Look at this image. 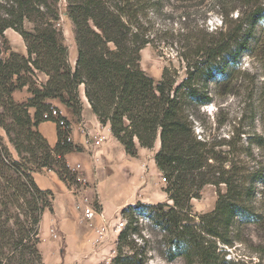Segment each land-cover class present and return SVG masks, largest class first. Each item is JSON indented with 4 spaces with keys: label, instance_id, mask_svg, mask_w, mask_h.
<instances>
[{
    "label": "trees",
    "instance_id": "1",
    "mask_svg": "<svg viewBox=\"0 0 264 264\" xmlns=\"http://www.w3.org/2000/svg\"><path fill=\"white\" fill-rule=\"evenodd\" d=\"M62 1L0 0V127L9 143L0 134V264H44L40 228L44 213L54 212L55 194L42 189L34 173L48 169L65 183L78 184L66 155L80 148L67 140L72 128L66 117L60 115L67 122L62 127L57 118L43 116L57 108L51 102L55 99L79 116L81 85L99 123L110 126L128 155L136 157L138 146L152 149L160 139L154 159L167 181L163 191L172 201L125 207L121 215L126 225L107 264L146 263V251L135 239L141 218L163 234L168 260L221 264L216 239L230 244L226 234L235 223L261 222L263 215L253 201L254 181L226 177L216 145L197 138L192 119L212 101L210 80L226 74L230 63L249 48L241 27L216 33L199 29L205 35L196 34L193 55L184 53L187 76L176 83L175 73L164 67L156 81L141 67V50L149 42L143 17L153 0H65L64 14L72 22L77 47L74 67L59 26ZM221 10L225 23L229 10ZM256 13L250 16L252 27ZM8 28L21 34L27 54L9 48L8 57L3 56ZM38 73L47 75L45 83L39 84ZM26 86L31 96L19 103L14 93ZM45 121L57 123L54 147L37 129ZM210 184L219 195L214 210L194 213L192 200Z\"/></svg>",
    "mask_w": 264,
    "mask_h": 264
},
{
    "label": "rangeland",
    "instance_id": "2",
    "mask_svg": "<svg viewBox=\"0 0 264 264\" xmlns=\"http://www.w3.org/2000/svg\"><path fill=\"white\" fill-rule=\"evenodd\" d=\"M223 6L226 11L229 10L225 23H222ZM65 7L64 0L60 6L62 15L59 26L63 30L64 43L69 47L70 63L74 67L77 47L72 22L64 14ZM255 12L258 13L252 27L250 16ZM143 20L148 29L149 42L141 50V67L156 81L161 79L164 67H169L175 73L176 83L187 76L184 53L188 57L193 55L196 34L204 36L206 32L216 33L241 27V38L249 41V48L239 54L236 63H230L226 74H218L210 80L212 101L197 109L192 122L198 139L216 145L215 150L226 177L234 174L246 178L248 183L254 181L253 201L256 212L263 215L261 222L242 220L235 223L226 234L230 244L216 239L219 258L224 259L221 264H264V0H153ZM25 25L32 28L30 22L26 21ZM9 29L18 39L16 43L13 42L7 35L10 30L5 31L6 39L1 44L5 58L9 55V48L23 54L25 43L19 32ZM199 29H205V33ZM37 78L40 79L39 76ZM19 97L23 99V90L14 96L21 103ZM82 104L81 114L74 119L75 129L84 122L83 101ZM39 126L37 129L41 134L47 133V130H40ZM5 133L0 127V134L7 141ZM43 136L47 139L45 134ZM112 138H115L113 134ZM112 138H107L105 142H110ZM76 140L73 141L80 151L90 152L91 155L105 144L94 145L86 139ZM159 143L160 139L152 149L138 146L137 156L129 155L130 162L127 163L122 161L124 154L121 155L118 148L112 149L111 154L116 158L113 163H117L118 168L113 163L108 169L102 167V177L96 176L89 180L86 174L72 168L77 174L78 184L59 180V187L53 192L59 196L63 214L46 211V221L40 228L44 264H107L114 254L112 249L116 248L118 235L115 229L126 225L121 215L125 207L139 201L172 203L167 194L164 199L159 196L167 183L162 172L152 163L160 148ZM9 147L14 151L11 145ZM210 162L218 165L215 159ZM48 171L43 169L40 172ZM98 185L102 196L97 194ZM220 188L222 192L226 191L224 184ZM218 196L215 185H206L201 197L192 200L194 213L213 211ZM80 204L91 206L98 212L97 216L87 218L83 209L79 208ZM107 205L111 209L109 215L104 211ZM139 226L140 231L135 239L138 246L146 251L145 264H186L182 257L167 259L163 234L148 219L141 218ZM90 255L97 260H88Z\"/></svg>",
    "mask_w": 264,
    "mask_h": 264
},
{
    "label": "crops",
    "instance_id": "3",
    "mask_svg": "<svg viewBox=\"0 0 264 264\" xmlns=\"http://www.w3.org/2000/svg\"><path fill=\"white\" fill-rule=\"evenodd\" d=\"M23 54H27L26 53V45L23 42ZM76 61V60H75ZM39 76V84L45 83L48 79L47 75H45L44 73H38ZM23 90V99L20 98V102H26L28 100V98L31 96V93L28 89V87H24L21 90H17L14 93V96H16V94L18 92H21ZM80 94H81V99L84 102V108H85V113L83 114L84 117V122L81 123V127L76 128L75 129V123H74V119L76 118V116L74 115L73 111L71 109H69L68 107H66L64 104H62L59 100L55 99L52 100L51 102L53 104H55L59 111L61 112V114L66 117L70 122H71V126H72V139L77 142L76 138H78L79 140H85V136L83 133H81V128L85 127L90 131H101L104 133V135L106 136V139H110V137L112 138V133L110 131V126H102L98 119L97 116L92 112L91 109V105L85 95V87L84 85L80 86ZM19 95H17L18 97ZM30 113L32 115H34L35 113V109L34 108H30L29 109ZM40 130H47V133H43L45 134V136L48 139L49 144L54 147L56 145V143L58 142V133H57V123L53 122V121H45L43 123L40 124L39 126ZM78 132V133H77ZM73 141V142H74ZM107 143V144H106ZM76 144V143H75ZM86 150H89L87 146L84 147ZM118 148L120 150L121 155H123L122 157V161L124 163L130 162L128 161V157L129 155L126 153L124 146L116 140V138H112L110 140V142H105L104 146L100 149H97L95 151H93V155H91L90 152L87 151H73L70 152L66 155V159L68 162V165L75 169V170H79L80 173L82 174H86L85 176L89 178H95L96 176L98 177H102V173L100 171V169L102 167H104V169H108L109 165L113 162H115L116 158H114V155H112L111 153H113L112 149H116ZM155 159H152V163L153 166L157 168ZM103 164V166H102ZM105 164V166H104ZM113 166L118 168V164H114ZM120 166V165H119ZM96 172V174H95ZM34 177L35 180L37 182V184L42 188V189H51L53 191L56 192L57 187H59V180H61L58 176V174L55 171L49 170L47 173H43V172H36L34 173ZM98 177V178H99ZM99 188H101L98 185V190H97V194H100L101 196L103 195L101 189L99 190ZM164 194V195H163ZM166 195V192H161L159 193V196L164 199ZM61 205L59 204V196L56 194L55 195V200H54V212L56 214H63V210H61ZM107 215L111 214V209H109V206L107 205L105 207V210ZM46 214L47 212L44 213L43 218H42V222H41V228H43V224L46 221ZM42 232V231H41ZM112 251H114V248L112 249ZM104 255V254H103ZM91 256V255H90ZM89 256V257H90ZM93 257L95 256H91L90 258H88V260L90 261H96L97 259H94ZM108 262V260H107Z\"/></svg>",
    "mask_w": 264,
    "mask_h": 264
},
{
    "label": "built area",
    "instance_id": "4",
    "mask_svg": "<svg viewBox=\"0 0 264 264\" xmlns=\"http://www.w3.org/2000/svg\"><path fill=\"white\" fill-rule=\"evenodd\" d=\"M60 115L61 112L59 111V109L57 108H52V110L50 112H47L44 114V118L45 119H49L50 117H54V118H57L59 120V124L62 126V127H66L67 125V122L66 120L64 119H61L60 118ZM63 116V115H62ZM72 128V126H71ZM81 133L84 134L85 136V139L86 141H92V143L94 145H100L102 143L105 142L106 140V136L104 135L103 132L101 131H90L88 130L87 128L83 127L81 128ZM68 141H73L72 139V136H71V133L68 135V138H67ZM79 208H82L83 209V212H84V215L89 218V219H93L97 216L98 212H96L91 206H83V205H78ZM121 227V226H120ZM123 227H121L120 229H122ZM97 230L100 232L101 229L98 227ZM108 263V262H107Z\"/></svg>",
    "mask_w": 264,
    "mask_h": 264
},
{
    "label": "bare ground",
    "instance_id": "5",
    "mask_svg": "<svg viewBox=\"0 0 264 264\" xmlns=\"http://www.w3.org/2000/svg\"><path fill=\"white\" fill-rule=\"evenodd\" d=\"M7 30H10V31L7 32ZM7 30H6V32L8 33V34H7L8 37H9L13 42L16 43V42H17V39H18V38H17V35H16L14 32H12V30L9 29V28H8ZM10 39H9V40H10ZM17 46H18V48H21V46H19V44H17ZM159 145H160V143H159ZM154 163H155V162H154ZM163 195H164V194H163ZM161 197H162V196H161ZM116 228H117V227H116ZM120 228H121V227L115 229V233H116L117 235H118V233H119L120 230H121Z\"/></svg>",
    "mask_w": 264,
    "mask_h": 264
}]
</instances>
